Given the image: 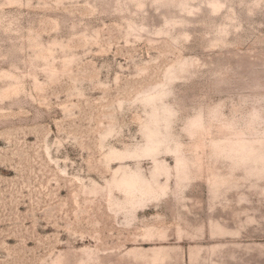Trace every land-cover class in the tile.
<instances>
[{"label":"rangeland","instance_id":"374dc122","mask_svg":"<svg viewBox=\"0 0 264 264\" xmlns=\"http://www.w3.org/2000/svg\"><path fill=\"white\" fill-rule=\"evenodd\" d=\"M0 264H264V0H0Z\"/></svg>","mask_w":264,"mask_h":264},{"label":"bare ground","instance_id":"6f19581e","mask_svg":"<svg viewBox=\"0 0 264 264\" xmlns=\"http://www.w3.org/2000/svg\"><path fill=\"white\" fill-rule=\"evenodd\" d=\"M246 153H247V152H245V154H246ZM134 183H135V181H131V184H130V185L132 186V185H134Z\"/></svg>","mask_w":264,"mask_h":264}]
</instances>
